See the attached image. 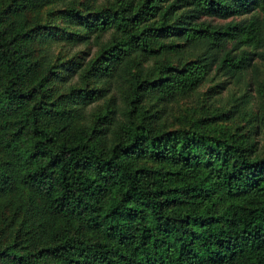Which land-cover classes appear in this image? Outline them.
<instances>
[{"label": "trees", "instance_id": "16d2710c", "mask_svg": "<svg viewBox=\"0 0 264 264\" xmlns=\"http://www.w3.org/2000/svg\"><path fill=\"white\" fill-rule=\"evenodd\" d=\"M252 5L0 0V264H264Z\"/></svg>", "mask_w": 264, "mask_h": 264}, {"label": "rangeland", "instance_id": "374dc122", "mask_svg": "<svg viewBox=\"0 0 264 264\" xmlns=\"http://www.w3.org/2000/svg\"><path fill=\"white\" fill-rule=\"evenodd\" d=\"M99 1H103V0H99ZM249 13H255L259 15L261 18H264V14L259 10V8L256 5L251 6V10ZM249 13H247V15H249ZM208 83L209 82H207L206 85ZM206 85H204L203 89L206 87ZM220 94L225 96L226 91L224 90ZM217 97L218 95L215 96V98ZM211 100L216 101L215 99H211ZM198 104L199 103L195 101L194 96L186 97L183 100H179L178 102L176 101L171 103L169 105L170 113L167 114V119L169 120L168 123L171 122V125L173 127H183L193 123L195 117H198L201 114H203L201 113ZM212 121H209L206 124L204 123L201 126H203L204 128H206V126H208L209 128L213 126L215 129L219 130L222 126H227L228 128H234L238 125H243V123H245V119L243 118H238L235 121L218 118L214 122ZM260 143H264V132H262V134L260 135Z\"/></svg>", "mask_w": 264, "mask_h": 264}]
</instances>
